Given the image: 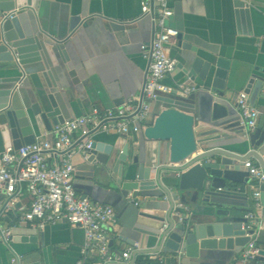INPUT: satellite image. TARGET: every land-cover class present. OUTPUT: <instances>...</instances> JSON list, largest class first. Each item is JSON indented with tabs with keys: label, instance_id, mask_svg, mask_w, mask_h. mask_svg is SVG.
I'll return each instance as SVG.
<instances>
[{
	"label": "water",
	"instance_id": "water-1",
	"mask_svg": "<svg viewBox=\"0 0 264 264\" xmlns=\"http://www.w3.org/2000/svg\"><path fill=\"white\" fill-rule=\"evenodd\" d=\"M40 2L0 0V71L17 74L9 80L16 84L10 101L0 105V127L5 147L15 150L34 144L40 135L77 118L70 114L64 97V92L69 95L70 92L58 85L46 83L44 94L36 93L34 89L26 97L16 95L20 94L21 85L29 80L26 67L41 63L48 66L46 52L49 54L51 48L63 60H69L66 42L70 37L50 38L44 32L45 37L40 38L34 32L36 27L29 20L38 12ZM233 3L239 31L251 34L249 4L245 0H233ZM150 9L149 14L154 18L153 6ZM111 26L123 29L112 21ZM176 39L178 45L187 51L183 66L184 85L196 87V76L206 84L187 95L180 92L179 83H175L172 93L156 99L162 110L153 124L141 128L138 134L158 143L156 160L150 158L148 161L144 155L134 154L133 145L126 141L115 146L94 141L84 160L104 166L113 187L118 188L125 198L143 197L148 201L150 197L163 196L167 207L162 209L157 205L153 208L162 211L163 215L140 211L137 218L136 231L155 240L154 251L186 253L188 257H194L197 250L227 248L239 254L249 242L241 227L251 209L250 183L254 180L244 163L253 157L264 170V115L258 117L253 130H248L242 124L234 102L237 94L227 96L225 77L230 63L207 49L184 43L180 33ZM257 72L264 73V70ZM209 73L214 76L211 81L206 79ZM244 93L254 107L257 98L264 97V77L253 73ZM163 145L165 150L161 149ZM10 199L4 203L0 214ZM260 202L263 208L264 184L260 187ZM183 206H189L191 215H187ZM175 214L181 215L182 220L179 221ZM7 227L11 231L10 238L3 237L0 227V241L7 251L15 254L16 264H23V256L17 255L13 244L37 241L49 228ZM72 234L74 241L84 246V230L73 228ZM120 239L134 245L133 240L123 236ZM131 251L128 264H134L136 256L151 252L134 248Z\"/></svg>",
	"mask_w": 264,
	"mask_h": 264
},
{
	"label": "crops",
	"instance_id": "crops-1",
	"mask_svg": "<svg viewBox=\"0 0 264 264\" xmlns=\"http://www.w3.org/2000/svg\"><path fill=\"white\" fill-rule=\"evenodd\" d=\"M145 1L147 0H41L38 12L32 14V20H29L36 27L34 32L40 38L45 37L44 32L50 38L70 37L66 42L69 60H63L51 48L49 54L46 52L48 66L41 63L26 67L29 80L25 85L28 86L21 85L18 92L20 94L16 93L17 97H26L34 89L36 93L44 94L46 83L58 85L70 92V95L64 92V97L73 118L91 115L94 111L113 109L128 100H136L141 94L148 68L141 46L150 43L155 35L153 18L149 13H142ZM245 1L251 8V34L239 31L233 0H169L173 16L168 25L183 35V42L207 49L230 63L225 77L226 92L229 97L237 94L234 98L235 105L253 73L264 77L263 72H257L264 70V0ZM149 5L150 8L153 6L151 0ZM111 21L123 26L119 27L123 29L112 28ZM121 22L128 23L124 25ZM167 53L180 67L172 77L165 80V84H184L183 66L187 51L178 45L176 39L167 46ZM15 75L17 74L6 70L0 71L1 106L11 99L16 84L9 80ZM213 77L209 73L206 79L211 81ZM194 81L197 84L195 88L205 87L206 83L199 76ZM254 108L264 115V97L257 98ZM161 110V105L153 102L151 116L144 127L153 124ZM233 116L237 117L236 114ZM1 132L0 127V152H3L6 147ZM50 132L40 135L38 139L48 137ZM92 137L97 143L112 146L126 141L133 145L134 154L144 155L148 161L150 158L156 160L159 150L156 141L140 136L125 138L115 132H98ZM161 149L166 148L163 145ZM249 160L261 166L257 159L252 157ZM72 161L77 168L73 178L76 191L94 200L106 202L116 211L118 224L111 232L112 251L120 253L132 248L151 250L147 255L136 256L134 264H234L239 257L240 253L227 248L197 250L194 257H188L186 253L154 251L155 240L136 231L137 218L140 211L163 215L162 211L153 209L157 205L162 209L167 207L163 196L150 197L148 201L143 197L135 200L125 198L118 188L113 187L111 176L100 163L86 162L81 154L73 156ZM151 176H154V170ZM5 201V195L0 193V212ZM29 203L30 197L23 188L17 197L16 208L0 214V227L21 225V216ZM183 208L188 216L191 215L189 206ZM259 218L256 260L258 264H264V206L259 212ZM48 227L45 235L37 241L13 244L17 255L23 256V264H77L84 246L74 241L73 227L65 221ZM122 236L133 240L134 245L121 240ZM13 257L15 254L7 251L0 241V264H10ZM90 264L103 263L93 257Z\"/></svg>",
	"mask_w": 264,
	"mask_h": 264
},
{
	"label": "built area",
	"instance_id": "built-area-1",
	"mask_svg": "<svg viewBox=\"0 0 264 264\" xmlns=\"http://www.w3.org/2000/svg\"><path fill=\"white\" fill-rule=\"evenodd\" d=\"M151 1L155 35L149 44L141 46L148 68L138 98L113 109L94 111L91 115L66 121L55 126L48 137L37 139L32 145L18 150L7 147L0 152V193L5 195L6 200L11 198L4 211L14 208L24 188L30 203L21 216V225L42 230L67 221L71 227L84 230L85 245L77 264H90L93 257L103 264H128L131 261V250L119 253L110 247L111 232L118 224L114 208L95 202L74 188L73 178L77 168L72 158L76 154L86 158L87 150L94 142L92 136L98 132H115L125 138L138 136L151 116L152 103L159 96L173 92V86L166 85L165 80L176 73L178 63L168 55L167 46L176 40L179 31L168 25L173 16L169 0ZM150 10L149 0L143 2L142 13L148 14ZM177 88L187 95L196 91L195 87L183 83L177 84ZM237 107L242 124L253 130L262 113L250 105L248 96L243 92L238 96ZM244 166L249 169L250 178L254 179L250 183L251 209L241 227L249 242L234 264H258L256 241L260 228V187L264 184V170L251 160L245 161ZM175 215L179 221L182 220L181 215ZM2 234L8 240L11 231L8 227L2 228ZM16 263L17 257H13L10 264Z\"/></svg>",
	"mask_w": 264,
	"mask_h": 264
}]
</instances>
